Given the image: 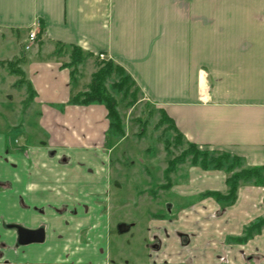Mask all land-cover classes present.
Here are the masks:
<instances>
[{"label": "crops", "instance_id": "crops-1", "mask_svg": "<svg viewBox=\"0 0 264 264\" xmlns=\"http://www.w3.org/2000/svg\"><path fill=\"white\" fill-rule=\"evenodd\" d=\"M0 30L21 41L24 51L12 60L25 58L20 67L35 92L34 139L0 137V264H264V230L247 243L232 240L264 218V186L244 183L231 206L213 197L180 208L172 202L167 217L147 222L134 261L123 246L114 253L113 213L121 206L109 197L119 172L111 157L126 137L115 142L105 106L71 103L97 69L87 77L82 64L73 77L65 67L69 46L91 55L87 65L103 54L187 145L263 166L264 0H0ZM32 30L38 40L26 50ZM189 177L191 187L180 191L171 177L179 198L228 193L224 172L192 167ZM197 182L204 189L195 193ZM4 223L44 227L46 239L17 246V232ZM186 235H195L188 247Z\"/></svg>", "mask_w": 264, "mask_h": 264}, {"label": "rangeland", "instance_id": "rangeland-1", "mask_svg": "<svg viewBox=\"0 0 264 264\" xmlns=\"http://www.w3.org/2000/svg\"><path fill=\"white\" fill-rule=\"evenodd\" d=\"M5 32L0 30V137L6 143L15 139L18 143L26 141L23 140L24 138L31 137L28 128L31 109L29 110L30 106L26 105L29 93L26 92L27 85L16 86V82L21 78L16 75L12 76L7 64L13 59L15 53H22L24 47L20 44L21 41L10 40V38L14 39L15 35ZM99 60L101 61L100 58H96L88 65L83 63V71L86 72L87 77L92 69H98ZM80 66L77 68V73H79ZM114 82L115 80L109 81L107 86L109 92L119 103L118 109L126 139L111 157L115 161L112 163L119 168V172L114 171V174H111L109 197L111 206H121L117 210L115 208L116 211L113 213L114 227L111 233V248L115 253L121 249L120 246H123L122 251L125 257L131 259L129 261H134L133 257L138 253L141 254L145 249L144 246L148 239L146 235L147 222L150 218L167 217L172 202L181 205L178 206L180 208L185 207L183 204H192L209 197H204L207 192H203L183 199L179 198L177 193L172 192L174 186L172 175H174V182L176 187H179V191L185 182L187 183L186 188L191 187L189 177L190 169L193 167L191 159L178 165L174 174L167 172L169 163L180 157L183 151L188 149V145L183 139H181L182 144L176 141L178 133L170 129L168 122L161 124L162 112L155 109L153 105L142 101L140 91L132 87L131 93L136 95V101L131 105L132 98L125 97L124 93L114 90ZM112 137L115 142L125 138L114 135ZM31 139L34 138L31 137ZM203 150L205 149L203 148ZM225 174L228 178L229 175ZM203 189L197 182L193 191L198 193ZM214 215L211 213L207 219L214 218ZM119 222L136 223V226L130 232L119 233L116 228ZM186 236L184 243L188 247L195 235Z\"/></svg>", "mask_w": 264, "mask_h": 264}, {"label": "trees", "instance_id": "trees-1", "mask_svg": "<svg viewBox=\"0 0 264 264\" xmlns=\"http://www.w3.org/2000/svg\"><path fill=\"white\" fill-rule=\"evenodd\" d=\"M71 49L70 58L71 61L65 64V67L71 69V75L74 77L77 73V68L82 65L91 55L84 54V52L77 46H69ZM25 58H17L11 60L7 64L10 74L16 75L21 79L16 82V86L27 85L28 98L26 105L32 103L35 97V92L32 86L28 84L24 77V73L21 69V65L24 63ZM5 65V64H2ZM115 80L113 83V89L119 93H124L125 97L130 96L135 103L136 95L131 93L132 87H135L137 91H140L136 82L129 75V73L116 64L113 61L99 60L98 69L93 74L92 80L88 85V90L76 95L71 103L79 106H90L99 104L105 106L108 112L110 133L119 138L126 136L125 129L121 114L119 112V103L117 99L109 92L108 82ZM136 92V91H135ZM163 119L161 124L168 122L170 129L175 130L178 133L176 138L179 144H182L183 136L176 130L173 121L162 112ZM187 159H191V165L193 167H199L204 171H223L229 175L227 178L228 193L222 195L217 192H207L204 197H213L224 206H231L237 200V193L241 184H252L254 186H264V165L259 167L247 168L244 166V160L238 156L228 154L225 152H218L209 149L203 150L196 144L189 143L188 149L183 151L182 155L172 160L167 168V172L172 174L178 165L184 164ZM264 230V218L252 223L245 229V233L242 237L233 238L232 240L243 244L247 243L255 235L260 234Z\"/></svg>", "mask_w": 264, "mask_h": 264}, {"label": "flooded vegetation", "instance_id": "flooded-vegetation-1", "mask_svg": "<svg viewBox=\"0 0 264 264\" xmlns=\"http://www.w3.org/2000/svg\"><path fill=\"white\" fill-rule=\"evenodd\" d=\"M160 220H163V219H160ZM4 225H5L6 228L14 230V231L17 232V234H18L17 246H28V245L37 244V243L42 244L45 241V239H46V230H45L44 227H40V228L34 230V229L27 228V227H25V226H23L21 224H18V223H4ZM132 225H134V223L128 224L126 222H119L117 224L116 228L118 229L119 233H125L124 231L130 232L129 230L131 229ZM20 228L27 229V230H30V231H41V230H43L44 231V240L42 242H33V243H30V244H25V245L21 244L20 241H19V229ZM155 246H159V244H155ZM1 255H2V253H0V256ZM2 264H10V263L6 262V263H2Z\"/></svg>", "mask_w": 264, "mask_h": 264}, {"label": "water", "instance_id": "water-1", "mask_svg": "<svg viewBox=\"0 0 264 264\" xmlns=\"http://www.w3.org/2000/svg\"><path fill=\"white\" fill-rule=\"evenodd\" d=\"M44 240V231H30L27 229H19V241L21 244H30L33 242H42Z\"/></svg>", "mask_w": 264, "mask_h": 264}, {"label": "built area", "instance_id": "built-area-1", "mask_svg": "<svg viewBox=\"0 0 264 264\" xmlns=\"http://www.w3.org/2000/svg\"><path fill=\"white\" fill-rule=\"evenodd\" d=\"M37 40H38L37 32L35 30L30 31L28 34L27 41H26V43H27L26 50H32L33 47L35 46V44L37 43ZM99 58L101 60H104L106 57H105V55L101 54L99 56Z\"/></svg>", "mask_w": 264, "mask_h": 264}]
</instances>
